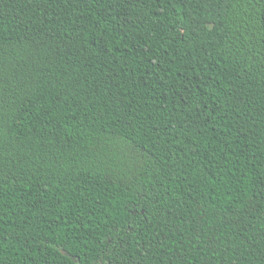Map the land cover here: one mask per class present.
Instances as JSON below:
<instances>
[{
    "label": "trees",
    "instance_id": "16d2710c",
    "mask_svg": "<svg viewBox=\"0 0 264 264\" xmlns=\"http://www.w3.org/2000/svg\"><path fill=\"white\" fill-rule=\"evenodd\" d=\"M0 264H264V0H0Z\"/></svg>",
    "mask_w": 264,
    "mask_h": 264
}]
</instances>
